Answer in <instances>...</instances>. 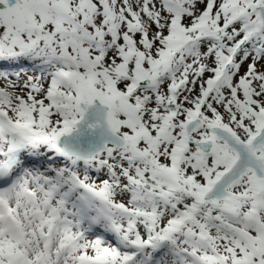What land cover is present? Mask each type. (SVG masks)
<instances>
[{
    "label": "snow or ice",
    "instance_id": "1",
    "mask_svg": "<svg viewBox=\"0 0 264 264\" xmlns=\"http://www.w3.org/2000/svg\"><path fill=\"white\" fill-rule=\"evenodd\" d=\"M0 264H264V0H0Z\"/></svg>",
    "mask_w": 264,
    "mask_h": 264
}]
</instances>
